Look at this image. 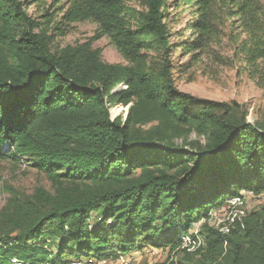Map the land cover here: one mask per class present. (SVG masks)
Segmentation results:
<instances>
[{
    "label": "trees",
    "instance_id": "1",
    "mask_svg": "<svg viewBox=\"0 0 264 264\" xmlns=\"http://www.w3.org/2000/svg\"><path fill=\"white\" fill-rule=\"evenodd\" d=\"M52 2L50 12L47 0H0V158L24 159L50 182L0 212V264L174 251L223 202L264 191V120L179 90L171 60L176 48L192 63L212 56L264 87V0ZM182 4L192 9L187 39L170 25ZM83 21L97 25L91 38L51 50L53 25ZM100 36L125 64L101 59ZM117 102L129 104L124 120L111 117ZM242 224L204 223L186 260L264 264V209Z\"/></svg>",
    "mask_w": 264,
    "mask_h": 264
},
{
    "label": "rangeland",
    "instance_id": "2",
    "mask_svg": "<svg viewBox=\"0 0 264 264\" xmlns=\"http://www.w3.org/2000/svg\"><path fill=\"white\" fill-rule=\"evenodd\" d=\"M52 1L47 0V5L52 4L50 12L55 11V5ZM166 3L172 5L173 0H166ZM132 7L140 12L144 11V6L141 3L134 2ZM33 9V6L29 7L30 11ZM191 11L192 9L188 6L180 5L178 19L170 24L172 31L183 30L184 39L191 36L190 31L185 29L186 23L192 16ZM53 26L54 28L49 32L52 34L50 46L52 51L67 45L83 43L91 38L97 29L96 23L91 21L72 23L67 28H62L59 25L56 28L55 25ZM92 45L101 50V59L104 62L125 64L124 59L107 37L94 38ZM221 53L223 56L230 55L226 48H223ZM147 55L150 60L155 57L152 52H148ZM212 58V56H202L200 61L192 63L188 60L187 55L181 57L180 49L176 48L171 54V60L174 65L173 76L177 88L200 99L220 102L235 101L247 108L248 122L264 120V87L257 85L246 73L237 72L235 64L223 65ZM124 87L125 85L121 84L116 88ZM128 105L124 106L119 102L113 103L109 109L111 117L120 116L124 120ZM189 140L204 142L203 137H198L195 133L190 134ZM176 143L180 145L182 141L177 140ZM3 148L5 149V147ZM37 186L50 189V182L44 173L27 165L24 159L0 158V212L8 208L6 207L8 203L13 204L26 200ZM261 209H264V191L255 193L241 190V198L223 202L220 207L213 209L208 214L206 220L195 223L190 231L194 238L191 236L182 237L184 243L180 249L171 251L169 247L149 245L121 254L122 260L118 258L120 254L107 257V259L110 264H191L192 261L188 262L186 258L192 256L190 253L203 243L200 232L203 231L204 223L219 230L226 226L234 228L233 220L237 218L240 211L250 212ZM70 259L72 258L62 261Z\"/></svg>",
    "mask_w": 264,
    "mask_h": 264
},
{
    "label": "built area",
    "instance_id": "3",
    "mask_svg": "<svg viewBox=\"0 0 264 264\" xmlns=\"http://www.w3.org/2000/svg\"><path fill=\"white\" fill-rule=\"evenodd\" d=\"M239 199V198H236ZM240 214L237 216L236 219L233 220V222H240L241 226L242 224V217L246 215L247 212L240 211ZM229 226H226L225 228L221 229L223 232H229ZM119 259H123V256L118 257ZM9 264H29L28 262L22 261L17 257L10 258ZM49 264H110L109 260L106 258H95V257H85V258H72L67 261H60L58 263H49Z\"/></svg>",
    "mask_w": 264,
    "mask_h": 264
},
{
    "label": "water",
    "instance_id": "4",
    "mask_svg": "<svg viewBox=\"0 0 264 264\" xmlns=\"http://www.w3.org/2000/svg\"><path fill=\"white\" fill-rule=\"evenodd\" d=\"M116 88H114V90H115ZM128 107H129V105H128Z\"/></svg>",
    "mask_w": 264,
    "mask_h": 264
}]
</instances>
